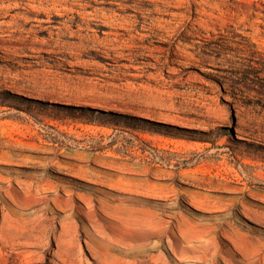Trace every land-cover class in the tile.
<instances>
[{"label": "rangeland", "instance_id": "1", "mask_svg": "<svg viewBox=\"0 0 264 264\" xmlns=\"http://www.w3.org/2000/svg\"><path fill=\"white\" fill-rule=\"evenodd\" d=\"M0 264H264V0H0Z\"/></svg>", "mask_w": 264, "mask_h": 264}, {"label": "bare ground", "instance_id": "2", "mask_svg": "<svg viewBox=\"0 0 264 264\" xmlns=\"http://www.w3.org/2000/svg\"><path fill=\"white\" fill-rule=\"evenodd\" d=\"M210 243H207L206 246L202 249L204 252L206 253V256H214L215 255V248H213V250L210 251ZM201 259L203 258V256L200 257Z\"/></svg>", "mask_w": 264, "mask_h": 264}]
</instances>
